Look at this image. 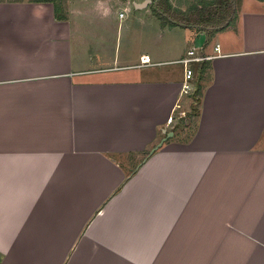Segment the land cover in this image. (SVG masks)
<instances>
[{
	"label": "crops",
	"instance_id": "crops-1",
	"mask_svg": "<svg viewBox=\"0 0 264 264\" xmlns=\"http://www.w3.org/2000/svg\"><path fill=\"white\" fill-rule=\"evenodd\" d=\"M132 2L0 0V264H264V0L182 29L220 45L188 97L159 66L183 78L189 49L116 54L92 28Z\"/></svg>",
	"mask_w": 264,
	"mask_h": 264
},
{
	"label": "rangeland",
	"instance_id": "rangeland-1",
	"mask_svg": "<svg viewBox=\"0 0 264 264\" xmlns=\"http://www.w3.org/2000/svg\"><path fill=\"white\" fill-rule=\"evenodd\" d=\"M66 3V0H64ZM122 1V0H117ZM143 3L145 0H130ZM173 5L180 8H185L191 2L198 0H170ZM237 3L240 0H236ZM240 3V2H239ZM147 4L145 7L137 8L132 2L128 4L129 10L125 12V17L118 19V15H114L111 22H104L100 19L95 20L92 28L96 29L100 39H105V43L116 49V54L127 46L126 41L130 42L133 46L132 55H138L140 51L153 52L156 54V59H168L170 55H175L176 58L180 57L184 51L188 50L192 43L189 38L183 37L181 27H165L161 25L160 20L154 16ZM96 18V16H93ZM227 30V29H226ZM230 31H235L234 27L228 28ZM227 30V34H228ZM108 44V45H109ZM131 50V49H130ZM133 55V56H134ZM195 67V65H192ZM159 67H174L178 69L175 73L176 77L180 76V81L183 80L181 74V66L174 64L173 66L160 65ZM195 76V75H194ZM194 86V79L190 81ZM188 97L187 95H183ZM174 117L177 115L175 112Z\"/></svg>",
	"mask_w": 264,
	"mask_h": 264
},
{
	"label": "trees",
	"instance_id": "trees-1",
	"mask_svg": "<svg viewBox=\"0 0 264 264\" xmlns=\"http://www.w3.org/2000/svg\"><path fill=\"white\" fill-rule=\"evenodd\" d=\"M53 5L54 16L64 19V0H36ZM150 10L162 26L181 27L204 31L208 38L227 28L234 27L237 18L236 0H198L185 8L172 4L170 0H151ZM192 110V114L196 113Z\"/></svg>",
	"mask_w": 264,
	"mask_h": 264
},
{
	"label": "built area",
	"instance_id": "built-area-1",
	"mask_svg": "<svg viewBox=\"0 0 264 264\" xmlns=\"http://www.w3.org/2000/svg\"><path fill=\"white\" fill-rule=\"evenodd\" d=\"M214 52L215 54H207L205 52H199L196 48L193 47L186 52L185 56L176 60V63L181 64L183 67V81L181 83V94L187 96H192L194 94V86L190 83V81L194 78V75L196 73V65H199L200 63L205 61H210L213 58L219 56L220 45L218 43L214 45ZM140 64H150L149 57L146 55L141 56ZM192 65H195V67H193ZM178 115L185 116V113L181 112ZM168 120V122L171 123L174 120V117L171 116Z\"/></svg>",
	"mask_w": 264,
	"mask_h": 264
},
{
	"label": "water",
	"instance_id": "water-1",
	"mask_svg": "<svg viewBox=\"0 0 264 264\" xmlns=\"http://www.w3.org/2000/svg\"><path fill=\"white\" fill-rule=\"evenodd\" d=\"M150 3H151V0H145L143 3H135V6L137 8H141V7L147 6V4H150ZM199 77H200V71L198 72V80H199ZM198 80H197V83H198ZM168 135H171V134H168ZM165 139L166 138H164L156 146H154V148H152L151 152H153L154 150H156L165 141Z\"/></svg>",
	"mask_w": 264,
	"mask_h": 264
}]
</instances>
